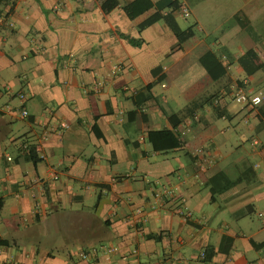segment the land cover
<instances>
[{
	"label": "crops",
	"instance_id": "crops-1",
	"mask_svg": "<svg viewBox=\"0 0 264 264\" xmlns=\"http://www.w3.org/2000/svg\"><path fill=\"white\" fill-rule=\"evenodd\" d=\"M152 1L171 10L172 0ZM208 1L179 0L190 14ZM212 1L224 5L212 24L225 26L241 13L247 28L235 21L219 40L209 35L189 51H173L177 37L166 22L138 30L150 12L131 20L121 7L105 13L102 0H0V264H264V247L253 245L264 241V227L247 234L224 221L227 212L252 214L254 190L264 184L259 165L235 162L238 182L212 201L209 181L221 173L233 179L219 165L226 140L211 133L214 111L200 110L176 130L191 140L210 129L204 170L198 151H155L148 140L150 131L172 128L170 101L206 74L201 57L208 51L228 69L212 89L223 118L227 98L239 90L264 93V70L248 76L239 63L250 49L264 52V31L261 44L243 34L264 20V0ZM121 33L144 43L134 46ZM158 66L166 73L161 82ZM94 90L98 120L88 96ZM263 105L245 108L257 120L252 153L264 158ZM136 106L138 114L130 113ZM24 119L20 131L16 122ZM33 145L37 164L26 150ZM12 215L20 216L17 230L2 221ZM208 247L215 250L210 261Z\"/></svg>",
	"mask_w": 264,
	"mask_h": 264
},
{
	"label": "trees",
	"instance_id": "trees-1",
	"mask_svg": "<svg viewBox=\"0 0 264 264\" xmlns=\"http://www.w3.org/2000/svg\"><path fill=\"white\" fill-rule=\"evenodd\" d=\"M170 6L171 10L166 13L162 9L156 7L152 0H135L134 2L124 6L121 5L119 0H102L101 4L102 10L107 14L118 7H121L131 20H136L150 12V14L137 25L138 30L141 32L159 21H164L173 30L177 37V44L174 46L173 51H189L200 41V39L196 37V32L193 26H190L187 29L181 28L176 17L174 16L173 13L179 10L181 6L179 0H172L170 2ZM243 18L244 17L241 15V13H237L234 16L235 21L240 22L243 27L247 28L248 24H245ZM121 36L128 39L129 42L134 46L139 47L144 43L143 39L132 38L128 35H125L124 33H121ZM201 63L206 69V74L186 91H184L183 96L187 103L186 108L183 111L184 113L180 114L175 112L168 115V120L171 123L172 128H162L149 132L148 140L151 143L153 150L167 152L173 149L186 147L189 153L198 151V160L202 162L204 161V155L201 151L204 143L209 140L210 135H212L209 131V128L204 129V133L201 135V137L191 140H185V138L181 137L176 131L177 128L183 122H185V120L194 117L198 111L205 108L212 109L214 114L219 117L224 115L216 103L217 92L213 91L212 89L213 86H215V84L227 74V66L223 64L220 57L213 51H208L205 53L201 57ZM239 63L243 66V69L248 76L254 75L258 71L264 70V52L260 49H250L240 57ZM153 74L156 77L157 82H161L166 78V73L163 72L162 66H158L156 69H154ZM88 96L93 116L95 120H98L101 116V112L99 110L98 98L95 90L89 92ZM138 112L139 107L136 106L135 109L130 113L138 114ZM203 136L207 137L205 138ZM252 143H254V140H252ZM262 147L263 146H261V148ZM26 150L28 151L27 154L31 162L37 164L41 160L36 146H27ZM221 178L226 180L225 183L222 186L216 185L215 182L220 184V180H222ZM237 182L238 180L231 179L225 173H221L213 180H210L209 183L211 185L212 201L216 200L219 193L229 189L230 187H233ZM249 209H251L250 213L255 211L253 205L249 206ZM2 221L9 230L19 229L20 216L18 215L5 217ZM253 245L256 248H263L264 241L261 243L253 242ZM214 254V248L208 247L204 254L205 260H212Z\"/></svg>",
	"mask_w": 264,
	"mask_h": 264
},
{
	"label": "rangeland",
	"instance_id": "rangeland-1",
	"mask_svg": "<svg viewBox=\"0 0 264 264\" xmlns=\"http://www.w3.org/2000/svg\"><path fill=\"white\" fill-rule=\"evenodd\" d=\"M224 5L218 6L217 8L214 6V1L210 0L208 2H201L199 4H193L192 11L193 13L189 15H184L179 13L177 15V21L181 28L187 29L190 26H193L196 37L201 39L208 38L211 35L210 39L214 40L217 38L219 40L220 36L222 35V31L225 29L228 31L236 26L235 21H229L225 26H216L214 16L216 14H222V7ZM196 16H199L201 19V25L196 23ZM220 16V15H219ZM219 18V17H218ZM162 26L164 21H160ZM212 22V23H211ZM224 27V28H223ZM223 28V29H222ZM264 31V20L255 22L253 27L247 30L244 35H249L252 39H255L258 44H261L263 41L262 34ZM236 38H244L242 35L235 36ZM221 39V38H220ZM233 40V41H232ZM231 41L234 42L233 37ZM163 47V46H162ZM170 60V59H169ZM168 60V62H169ZM261 76H264L262 73ZM162 84L158 86L157 91L161 90ZM160 93V92H159ZM227 102L229 103L228 106V116L218 117L217 115L214 118L213 128L211 129L212 134H219L216 139L218 140H226V143L223 144L224 150V157L220 161L219 165L221 168L226 169L233 179H237L239 175V169L235 166V162H238L239 159L245 158V162L251 165H259L257 168L258 172H264V158L261 155L252 153L253 146L252 142L248 139L251 138L253 135H257L256 132H253L250 126L257 123L256 117L252 116L249 111L246 110L245 104L238 102L235 97L227 98ZM172 104V109L180 114L184 113L183 111L186 108V101L183 94H178L175 99L170 101ZM264 110V105L262 106ZM27 120H19L16 124L20 127V131L26 129ZM215 128V129H214ZM209 129V131H210ZM264 137V131L259 134V137ZM255 137V136H253ZM260 137V138H261ZM262 137V138H263ZM261 144V143H260ZM259 144V145H260ZM264 147V146H263ZM262 147V148H263ZM11 150V149H9ZM231 168V169H229ZM257 189V190H256ZM256 190V192H255ZM254 190V196L252 198L253 204L255 206V211L251 215L243 216V217H235L230 212L225 213L224 221L231 225L232 229L239 230L240 228L243 229L247 234L254 231H261L264 227V184L259 185ZM241 203H239L240 205ZM235 205V204H234ZM209 206L206 205V208ZM212 208L217 215L221 213L218 209L217 205H213ZM215 218V227H219V222L221 221V217L217 216ZM264 235V233L262 234ZM257 252V251H256ZM258 254V253H257ZM40 260H37V263Z\"/></svg>",
	"mask_w": 264,
	"mask_h": 264
},
{
	"label": "built area",
	"instance_id": "built-area-1",
	"mask_svg": "<svg viewBox=\"0 0 264 264\" xmlns=\"http://www.w3.org/2000/svg\"><path fill=\"white\" fill-rule=\"evenodd\" d=\"M180 13L184 14V15H189L190 14V9L188 6H186L185 4H181L179 10ZM121 68V64L116 65L115 66V71L119 70ZM21 99H26L27 96L23 93L19 94ZM235 99L240 102V103H244L245 105H251V106H258L260 104H262L264 102V93L260 92L258 94H248L246 92H244L243 90H239L236 94H235ZM24 115H28L27 110L23 111ZM63 127H68V124L66 122H63L61 124ZM255 144L259 143V140L255 139L254 140ZM201 170L205 169V163L201 162ZM138 213H142V210L139 209ZM87 254H83V257H87ZM9 264H19L18 262H10Z\"/></svg>",
	"mask_w": 264,
	"mask_h": 264
}]
</instances>
